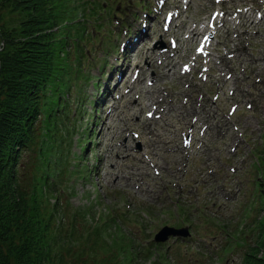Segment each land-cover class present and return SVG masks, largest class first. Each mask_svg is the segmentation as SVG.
Segmentation results:
<instances>
[{
	"label": "rangeland",
	"instance_id": "rangeland-1",
	"mask_svg": "<svg viewBox=\"0 0 264 264\" xmlns=\"http://www.w3.org/2000/svg\"><path fill=\"white\" fill-rule=\"evenodd\" d=\"M112 1L114 6L115 0ZM123 1L125 4L126 0ZM127 1H129L130 6L124 18H127L126 21L128 22L121 32L122 39H120L119 47H122L123 44H126L127 47L129 46L127 42L132 41L131 37L137 34L136 27H140V22L142 21V19L135 20L137 8L134 1L136 0ZM82 2L83 0H62L61 9L63 11V21H65V18L72 17L71 20L65 21V24L70 25L77 21L73 16L79 11L80 21L75 23L74 26L84 31L88 25L84 21L89 19L84 13ZM153 3H155V0H153ZM202 3L204 5H201ZM144 4L146 5V3ZM122 5L117 8L119 12L123 10ZM238 5V3H235L233 9L239 7ZM214 7L216 5H211L209 2L194 0L190 11L186 14L187 20H199L203 14L211 12ZM160 16L162 23V21L164 22V14ZM158 18L160 17L158 16ZM156 20V13L155 18H149L151 25L150 37L152 36L149 42L150 45L156 44L159 40V44L161 41L163 42L162 39H159L161 31L157 32ZM6 21H9V19L7 18ZM252 22L254 23V21ZM119 26L124 25L120 23ZM261 26L262 24L252 28V32L257 30L263 32L264 25ZM91 28L92 26H89L88 30L90 31ZM61 29L62 27L60 26V32L66 37V31ZM117 29L115 28V30ZM127 30L129 31L127 32ZM128 35H131V37H128ZM176 35L181 37V31L178 30ZM234 35L232 32L229 39H233ZM254 35L252 36V46L247 45L244 41L240 45L232 44L231 41L224 43L221 47H226L231 52L235 49L236 56L234 55L233 59L228 58L226 53L224 54V49H222L215 54V57H218L219 60H212L210 64L211 68L212 66L223 69L226 67V72L229 75L232 74L233 78H235L233 80L235 90L230 99L227 98L229 94L228 87H223L222 83L220 84L221 86H216V84L212 83V86L205 88L206 84H199L198 81L200 80L194 79L195 70L193 73L187 74L182 72V63L190 62V59L196 53L197 44L195 43H190L185 51L180 52L181 56L178 55L181 64L176 66V71L183 73V76L180 78H175V76L160 78L159 85H167L165 90H163L165 98H168V94L173 95L177 100L176 103L185 100L188 101L187 107H190L191 104L195 106L196 110L191 111L189 113L190 116L198 113L200 108L204 107L213 109L210 112L215 110L220 114L214 120L215 122L213 121L214 127L207 130L205 143L201 135L200 140L195 135L194 140L198 142L194 146H192V142L188 149L183 150L185 135H182L181 130H187L185 121L188 120L192 124L194 117L188 119L180 116L179 111L180 107H183L182 104L175 108L178 117L170 115L168 108L161 112L162 115L160 114V117L150 119L148 107L145 103L140 106V102L133 98L134 96L127 98L132 92L131 88L124 94L126 98H123L122 95L125 88L115 89L114 80L108 79V83L112 82V86L105 95L100 96L103 101L99 102L100 110L98 115H95L96 110L90 105V102L96 98L95 89L98 88L97 82H100V67L98 63H92V61L90 63V59L84 57L83 71L86 70L94 76L98 75V77L92 80L81 78L77 80V84L75 83L72 86L71 92L63 90V99H71L69 112L72 113L75 109H78L79 112L81 111V115L77 120L68 122L69 126H79L80 132L77 133L74 127L73 132L69 133L65 139L66 147L64 148V153L68 152V159L75 163L74 168L76 171L73 175H77L78 179L73 186L74 193L71 196L65 193L60 194L62 192L61 188L65 186L66 181H63L60 185L58 184L59 192L57 196H60L63 204L67 203L68 206L65 213H56L57 219L55 218L56 221L54 222L55 228L58 227L60 229L59 233L63 235L66 233V236L73 232L70 226L77 224V232L80 236L72 243L80 248L76 253L77 256H81V253L87 249V234L89 232L99 234V245L104 244V240L107 239V228L102 225L101 220L103 218L106 221V216L114 213L115 210V213L118 211V221L122 224V231L129 235H134L137 239V245L144 251L138 263L159 264L162 259H166L168 264L244 263L241 255L242 249H235V243L228 249L218 250L226 240L225 234L221 232V229H218L217 232H212L213 234L211 235H215L216 239L213 242H209L212 241L210 237H207L210 233H207L204 225L199 222H202L204 217L208 216L218 219L220 223H223L224 218L227 221L232 217L231 221H228V227L231 231H234L237 227V220H234V217L247 214L245 208L250 205L253 206L250 203L257 199L258 189L254 179L257 180L264 176V155H262L264 154V46L261 44L260 47L254 48L256 39ZM164 41L166 40L164 39ZM262 41H264V35L262 36ZM1 44H3V41ZM64 46L66 47L65 49ZM137 46V44L134 45L132 52H136ZM93 48L95 49L91 55L92 57H104L106 59V54L102 52L103 49L99 45L95 44ZM74 50L76 49L70 40L67 45L66 41L63 44H57V62L64 65L66 62L74 60L77 55ZM152 53L156 52H151L148 57ZM157 56H159L158 58L156 57L157 60L161 59L160 55ZM122 58L123 51L120 50L118 54L115 52L112 57L108 56V63L111 64V67L116 63L120 65V69L126 68ZM141 60H143V57ZM166 61L165 57L162 64L166 63ZM193 61L200 66L204 64L205 58L194 57L191 62ZM128 64L129 62L126 66ZM157 65L159 64L153 61V66L159 70L160 67L158 68ZM150 71L147 74V78L155 76V74L150 76ZM60 74L62 75V71ZM106 77L107 74L105 75ZM117 77L118 75L114 76V78ZM142 80L144 78H141ZM189 83L192 87L186 90V85ZM144 85L145 82L137 83L134 93L137 95L141 93L142 95L141 91ZM201 94L204 95L203 104L199 103L198 105L196 101H198ZM217 96L221 97L220 102H217ZM113 97L116 98L110 101ZM141 97L143 98V95ZM171 100L166 101L163 107L170 103ZM157 102H160V99ZM233 102L238 104V109L234 114L229 115L228 109ZM205 104H208V106ZM249 104H252V108L249 107L250 109L248 108ZM217 105L218 108H216ZM108 113L110 118H108ZM94 118L98 119L94 138H92L91 142L86 143L89 138L87 130H92L93 126L91 124L94 123ZM169 118H172L173 121L169 120ZM105 121H107L108 125L104 124ZM205 121L203 120V123ZM196 125L199 126L200 124L196 123ZM179 126L180 130H176L175 128ZM234 129L242 133V139L236 145V153L231 150V147L235 145V141L239 137L234 132ZM40 132L38 145L41 144L43 146L42 157L37 149H30L24 152L20 160V175L25 182L31 181L34 164L42 162L46 171L47 168L54 167L56 160L54 157L59 155L56 152H51L52 147L56 145L58 140L54 141L48 135L45 137L46 132H43L42 128ZM85 132L87 133L85 134ZM154 134L156 135L154 136ZM157 134H160L161 137L158 138ZM43 137L45 139L41 142ZM139 143L143 152H139ZM198 143L202 145L201 148H198ZM84 145L87 146V149L83 155L81 148ZM149 145L152 149L150 157L153 156V159H151L153 166L150 165V161L144 156L145 153L149 154ZM169 147L172 149H168ZM132 150L137 154L131 153ZM188 151L193 153L191 155L183 154V152ZM140 153L145 162L140 161ZM253 153L261 158V171L259 169L256 170V157ZM44 169L41 167L39 173L42 174ZM81 169L85 170V173L81 174ZM82 175H85L83 180H81ZM138 185L141 186L140 189L137 188ZM166 191H169L171 196L168 195L169 197H167ZM67 192L70 193L69 190ZM48 193V187L46 190L43 187L42 194L49 195ZM57 196H46L47 199L44 202L45 213L53 208L52 206ZM179 206L180 209H183L182 207L188 209L186 217H189V220H187L189 222L187 223L193 225V233L198 239L191 242V247H194L196 254L199 251L204 252L202 255L191 254L192 248L190 246L187 250V246L182 247L175 242L171 243L169 248L167 245H158L157 248L153 247L152 244L146 246L149 241L153 240L154 234L164 224L183 226V221H180V218L176 216L178 213L181 218L185 217L184 212L178 209ZM72 207L81 209L75 218V222L70 220L74 214ZM263 210L252 211L253 216L256 214H260V217L264 216ZM256 227L258 229L257 224L254 225V228ZM77 232L72 234L77 236ZM233 233L235 234V231ZM252 236L251 232L248 231L245 237L250 238ZM253 239L254 237H252ZM68 249V247H64L65 254L69 260H72L73 256L67 253L73 248ZM231 250L233 251L231 252ZM216 251L217 253H215ZM90 254L89 250L84 257L87 261L92 262L93 258ZM143 255L146 256V259Z\"/></svg>",
	"mask_w": 264,
	"mask_h": 264
},
{
	"label": "trees",
	"instance_id": "trees-1",
	"mask_svg": "<svg viewBox=\"0 0 264 264\" xmlns=\"http://www.w3.org/2000/svg\"><path fill=\"white\" fill-rule=\"evenodd\" d=\"M61 8V0H0V264H141L143 249L114 217L103 224L104 244L99 245V234L89 232L87 249L77 256L80 248L72 244L80 236L77 224L71 227L77 236L60 234L54 225L56 213L65 211L57 184L50 180L55 165L45 171L42 162L34 164L29 182L20 175L25 151L37 149L42 157L41 128L45 137L58 140L51 152H62L65 145L59 134L68 105L61 102V93L68 88L65 71L70 67L67 62L59 64L56 57L57 44L64 43ZM43 187L57 196L47 213L44 202L49 195L42 194ZM257 223L243 264H264V216ZM64 247L73 248L67 253L72 260ZM89 250L92 262L84 257Z\"/></svg>",
	"mask_w": 264,
	"mask_h": 264
},
{
	"label": "bare ground",
	"instance_id": "bare-ground-1",
	"mask_svg": "<svg viewBox=\"0 0 264 264\" xmlns=\"http://www.w3.org/2000/svg\"><path fill=\"white\" fill-rule=\"evenodd\" d=\"M193 35H196L198 33V30H195L193 32H191ZM193 37V36H192ZM158 54L156 53H152L150 57H148L152 62H157V67L159 68L160 65L162 64V61L165 59V56L164 55H160L161 59L157 60L156 57H157ZM159 57V56H158ZM116 88H118V85H116ZM130 90V89H129ZM127 90V91H129ZM145 95L147 96V98H153L155 96V93L159 92V89H148V90H145ZM142 96V95H141ZM124 98H126V96L124 95ZM141 104V103H140ZM141 109V107H139ZM143 109V108H142ZM141 112V111H140ZM180 149V148H179Z\"/></svg>",
	"mask_w": 264,
	"mask_h": 264
},
{
	"label": "water",
	"instance_id": "water-1",
	"mask_svg": "<svg viewBox=\"0 0 264 264\" xmlns=\"http://www.w3.org/2000/svg\"><path fill=\"white\" fill-rule=\"evenodd\" d=\"M158 238L163 240L166 238V236H159Z\"/></svg>",
	"mask_w": 264,
	"mask_h": 264
}]
</instances>
